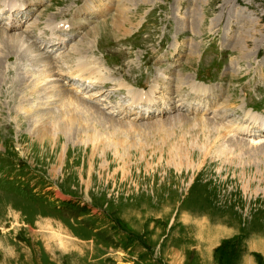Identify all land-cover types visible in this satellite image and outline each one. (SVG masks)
<instances>
[{"label": "rangeland", "instance_id": "obj_1", "mask_svg": "<svg viewBox=\"0 0 264 264\" xmlns=\"http://www.w3.org/2000/svg\"><path fill=\"white\" fill-rule=\"evenodd\" d=\"M34 1L29 22L7 12L9 33L36 20L46 38L74 37L52 54L87 69L60 90L51 56L1 59L0 264H264V0ZM67 89L120 135L97 149L57 126L53 150L34 145L29 114L60 120ZM85 121L75 129L95 128Z\"/></svg>", "mask_w": 264, "mask_h": 264}, {"label": "bare ground", "instance_id": "obj_2", "mask_svg": "<svg viewBox=\"0 0 264 264\" xmlns=\"http://www.w3.org/2000/svg\"><path fill=\"white\" fill-rule=\"evenodd\" d=\"M121 11V10H120ZM123 11V10H122ZM122 17L121 18H116L117 20V23L119 24V27L123 26L125 28V23L126 21H129L130 20V17L128 15H125V13H122ZM242 15V14H241ZM119 19V20H118ZM262 18L260 19H257L256 22H259L261 21ZM256 22H252V27L254 28V31L252 33V36L251 38L249 37L248 39H244L247 43L251 40V41H254V39L256 38L254 36V39H253V35L255 34V32L257 31L258 29V25ZM78 22H76L75 24H77ZM58 25V24H56ZM55 25V26H56ZM61 25V24H60ZM249 25V24H248ZM59 26V25H58ZM251 26V25H250ZM14 27V26H12ZM60 27V26H59ZM62 27V26H61ZM65 27V26H64ZM81 27V26H80ZM79 27V28H80ZM128 27V26H127ZM78 28V29H79ZM123 28V29H124ZM53 29V28H52ZM70 29V28H69ZM57 30V29H56ZM262 30V29H261ZM263 31V30H262ZM52 32V31H51ZM56 32V31H55ZM67 32V31H66ZM69 32V31H68ZM261 32V31H260ZM57 33V32H56ZM62 34V31L60 32ZM90 33V32H89ZM78 34V33H77ZM259 34V33H258ZM32 35V34H31ZM65 35V34H64ZM52 36V35H51ZM259 36V35H258ZM257 36V37H258ZM247 37V35L245 36ZM53 38V37H52ZM0 39L1 41L3 42V46L2 48L0 49V62H1V59L4 58V55L6 54V57L4 59H6L7 57L10 58L12 55L13 56H16L18 57V59L21 61V62H24V61H27V60H32V59H35L39 56H41V53L40 54H36L39 50H38V47L36 46V44L32 43V42H29V40L27 39V37H24L23 35L21 34H18V33H9V32H6V31H3V30H0ZM84 40V38H83ZM82 39L79 40V41H83ZM242 41H239L238 42V45L240 46V43ZM237 44V43H236ZM242 44V43H241ZM40 45V44H39ZM84 45V44H83ZM250 46V45H248ZM6 49V50H5ZM193 51V50H192ZM248 51V50H247ZM246 51V52H247ZM5 52V53H3ZM80 52V51H79ZM82 52V51H81ZM194 52V51H193ZM39 53V52H38ZM195 53V52H194ZM29 54V58L26 57V55ZM35 55V56H34ZM12 56V57H13ZM3 57V58H2ZM41 59V58H40ZM83 60V59H82ZM85 60V59H84ZM87 60V59H86ZM49 61V60H48ZM81 63L83 61H80ZM1 65V64H0ZM50 69V68H49ZM81 69L82 70H86L87 69V66L85 63H83L81 65ZM92 69V68H91ZM90 69V70H91ZM99 69V68H98ZM89 70V71H90ZM50 71V70H49ZM99 72V71H98ZM97 72V73H98ZM96 73V72H95ZM72 74V72L70 73V75ZM102 75V72L99 73V75ZM48 75V74H47ZM49 75H52V76H55L56 77V80H60V78H57L58 77V74L56 73H50ZM96 75V74H95ZM89 76V75H88ZM92 76V75H91ZM73 77V75H72ZM88 81V80H87ZM105 81V80H104ZM195 79H194V76H192V82L191 84L193 86H196L197 83L194 82ZM58 82H56V84L54 86L57 87V85L59 86L60 90L62 89L61 85L57 84ZM54 84V82H53ZM95 84V83H94ZM90 85V84H89ZM129 86V85H128ZM199 87V86H198ZM198 87L196 89H198ZM50 88V87H49ZM194 88V87H193ZM37 89V88H36ZM55 89V88H54ZM201 90H203L202 87H200ZM35 90V88H34ZM45 90V89H44ZM50 90V89H49ZM52 90V89H51ZM106 90V89H105ZM131 90H135V89H131ZM151 90V88H150ZM68 92V93H67ZM70 91H66L62 94V96L58 99L59 102L61 104H64L68 110H62V112L60 113L62 116H60V120L58 121H52V120H47L45 119L44 116H47L45 114H37L36 112H31L29 114V120H30V123H31V129H30V133L32 134H35L34 137H33V140L35 142L34 145H37V146H40L42 149L46 150H53V148H55L57 146V142H58V139L59 137H61V135L63 137H66L69 133H72L73 131L77 130V131H84L86 134L89 135V138L91 140V142L93 143V148H97L99 149L100 146H104L105 145V140L102 138L103 137V134H108L109 136L112 137H115L117 135H120L119 132H117V122H115L114 120H111V118L109 119L106 115H104L103 111H101V109H98V108H95L94 110L92 109H88V108H91V107H84L82 109H86L84 113H87L89 116L91 117H96V118H91V122L89 121H85L82 119V113H80V111L82 109H79L78 111H76V109L81 105V97H79L78 95H76L75 93H69ZM151 92V91H150ZM56 93V92H54ZM53 93V90H52V95L54 94ZM140 93L139 94V97H144L146 98V93L145 92H138ZM33 94V93H32ZM35 94V93H34ZM61 95V93L59 94ZM68 96V97H66ZM26 97V96H25ZM50 95L47 94V98L49 99ZM58 97V96H57ZM85 96H83L84 98ZM52 98V96H51ZM138 99V97H137ZM212 99V98H211ZM57 100V101H58ZM216 100V99H215ZM47 101V100H45ZM56 101V100H55ZM180 101V100H179ZM214 101V100H213ZM153 102V100H152ZM151 102V103H152ZM21 103V101H20ZM30 104V103H29ZM172 104V103H171ZM63 105H61L62 107ZM88 106V105H87ZM177 106V105H176ZM21 107L26 108L27 105H24ZM64 107V106H63ZM71 107V108H70ZM26 110V109H24ZM35 110V109H34ZM27 111V110H26ZM30 111V110H28ZM40 112V111H39ZM79 112V113H78ZM41 113V112H40ZM248 114V113H247ZM85 115V114H84ZM260 115V114H259ZM57 116V115H56ZM256 116H258V114H256ZM57 118V117H56ZM88 118V117H87ZM95 119L96 121L99 123V125H95ZM78 121L82 122V121H85L86 123H91L95 128L93 129H90L88 127H85V128H81V129H75V125L76 124H79ZM53 122H56L53 123ZM53 123V124H52ZM57 126L59 128H61V135L58 134V130L59 128H57ZM198 126V125H197ZM211 127V126H210ZM110 130V132H108L107 130ZM53 130V134L51 133V131ZM191 130V129H190ZM214 130V129H213ZM193 131V130H191ZM205 133V132H204ZM223 133V132H222ZM228 132L225 131V134H227ZM253 133V132H252ZM194 134V133H193ZM57 135V137H56ZM203 135V133H202ZM224 135V133H223ZM256 135V134H255ZM210 136V135H209ZM207 136V134H205V137L202 138V137H199V135H196V138L194 137V139L196 140V142H198L201 146H199L198 148L203 151V149L205 151L209 150L210 148L212 149L213 147V141L212 139ZM225 136V135H224ZM118 139V138H115V140ZM55 143V144H54ZM197 144V143H196ZM195 144V145H196ZM203 145H205V148L203 147ZM226 147V146H225ZM194 148L195 146L193 145L191 147V150L193 152L194 151ZM197 148V147H196ZM210 149V150H211ZM223 149V150H222ZM47 151V150H46ZM220 152H223L224 154L227 153L226 150H224L223 147L220 148ZM178 158L180 160H183L185 158V154H180L178 155ZM59 159V158H58Z\"/></svg>", "mask_w": 264, "mask_h": 264}]
</instances>
